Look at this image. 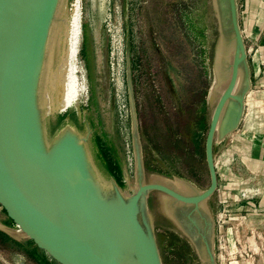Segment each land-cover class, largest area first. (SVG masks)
<instances>
[{
  "label": "rangeland",
  "instance_id": "rangeland-1",
  "mask_svg": "<svg viewBox=\"0 0 264 264\" xmlns=\"http://www.w3.org/2000/svg\"><path fill=\"white\" fill-rule=\"evenodd\" d=\"M59 1L50 34L74 2ZM81 5L78 59L87 99L78 112L67 110L52 122L44 118L46 143L70 129L84 140L99 191L110 197H130L137 180L129 68L143 182H149L153 166L165 174L186 175L194 165L202 167L206 175L205 137L224 89L219 82L213 93L209 92L219 35L213 0H81ZM236 6L249 84L243 93L241 120L231 133L216 140L213 156L232 144L233 135L240 140L238 131L246 130V120L253 131L264 120V0H236ZM96 137L103 139L109 155L106 148H112L117 177L100 160ZM256 152L258 157L252 156ZM237 164L228 166L230 175L220 173L222 180L213 196L215 264H264V143L253 147ZM112 166L116 169L113 161ZM242 175L255 176L249 185L258 191L256 197L236 200L243 188L237 184ZM138 220L142 221L140 215ZM11 222L1 209L0 224ZM9 237L0 236V264H69L29 238Z\"/></svg>",
  "mask_w": 264,
  "mask_h": 264
},
{
  "label": "water",
  "instance_id": "water-1",
  "mask_svg": "<svg viewBox=\"0 0 264 264\" xmlns=\"http://www.w3.org/2000/svg\"><path fill=\"white\" fill-rule=\"evenodd\" d=\"M59 0H0V207L23 238L55 252L69 264H161L145 205L144 183L130 70L127 86L132 115L137 186L127 198L103 195L95 182L84 140L66 128L46 143L40 108L45 51ZM218 38L213 58L212 94L224 89L210 119L204 152L210 186L217 188L213 162L216 140L238 126L249 84L246 52L236 0H213ZM229 46L231 51L229 50ZM220 81H219V80ZM138 215L142 221L138 220ZM0 231L10 235L0 224ZM211 264H215L214 257Z\"/></svg>",
  "mask_w": 264,
  "mask_h": 264
},
{
  "label": "flooded vegetation",
  "instance_id": "flooded-vegetation-1",
  "mask_svg": "<svg viewBox=\"0 0 264 264\" xmlns=\"http://www.w3.org/2000/svg\"><path fill=\"white\" fill-rule=\"evenodd\" d=\"M216 157L213 156L214 167ZM189 169L186 175H174L157 171L155 166L151 168L148 183L166 187L179 196L173 197L157 189L148 194L150 231L161 264H211L214 257L213 196L216 189L201 198L211 182L207 165L206 175L202 167L193 165Z\"/></svg>",
  "mask_w": 264,
  "mask_h": 264
},
{
  "label": "bare ground",
  "instance_id": "bare-ground-1",
  "mask_svg": "<svg viewBox=\"0 0 264 264\" xmlns=\"http://www.w3.org/2000/svg\"><path fill=\"white\" fill-rule=\"evenodd\" d=\"M81 6V0H74L67 12L54 24L48 39L41 77L40 108L44 118L51 122L55 120L57 114H63L67 110L78 112L79 107H81L80 104L87 99L84 71H82L78 59L81 34ZM260 121L258 129L253 131L251 122L246 120L244 123V129L246 130L239 131V139L255 140L257 146L262 145L264 143V134L262 132L264 120ZM250 153L251 150L242 154L238 153L234 156L236 158H232L230 163L228 162L227 164H233L238 167L237 163ZM228 166L225 167L223 159L216 158L215 169L218 174V182L222 180L220 173H226L227 171L229 175L231 174ZM243 174L245 175V171H243ZM238 178L237 184H242L243 186L239 197L244 199L245 197L242 195L248 193L253 196V186L249 184L254 181L255 176L244 178L242 175L241 178Z\"/></svg>",
  "mask_w": 264,
  "mask_h": 264
},
{
  "label": "crops",
  "instance_id": "crops-1",
  "mask_svg": "<svg viewBox=\"0 0 264 264\" xmlns=\"http://www.w3.org/2000/svg\"><path fill=\"white\" fill-rule=\"evenodd\" d=\"M261 17L264 20V14L263 13L261 14ZM263 26H264V22H263ZM248 33H250V32H248ZM262 132L264 134V129H263ZM238 135H240V132L239 131H238ZM252 144H254L255 146L252 145ZM253 147H258L256 145V143H255V140H245V139L243 140V138H242V140L241 139L238 140L237 139V135H233L232 144L230 142L227 145V148L224 149V150H221L220 151V154L216 158L223 159L224 160V165H225V167H227L228 165H230V164H227V163L228 162L230 163V161L232 160L231 157L237 155L238 153L242 154V153H245V151L252 150ZM98 155H99V158L102 161L103 165L106 167V160H105V157H104L101 149L98 150ZM257 155H258L257 152L256 153H252V156H254V157L255 156L258 157ZM252 189L254 190V195L253 196H250L249 193L248 194H243L242 196L245 197L244 199H242L239 196H237V199L236 200H249L251 198L256 197L257 194H258L257 193L258 191H256L255 187H252ZM241 191H242V189H241ZM3 225L5 226V224H3ZM21 238H23V237H21Z\"/></svg>",
  "mask_w": 264,
  "mask_h": 264
},
{
  "label": "trees",
  "instance_id": "trees-1",
  "mask_svg": "<svg viewBox=\"0 0 264 264\" xmlns=\"http://www.w3.org/2000/svg\"><path fill=\"white\" fill-rule=\"evenodd\" d=\"M95 140H96V142L98 144V147H100V149L102 150V153H103V155L105 157L106 167H107L108 171L111 173V175H113L114 177H117V171L116 170H117L118 167L116 165L117 163H116L115 156L112 153V148L109 147V146L106 148V151L109 150V152L111 153L109 155L108 152H105L104 144H102L103 139L100 138V137H96ZM112 161H113V163H115L116 169H115V167L113 168ZM0 236L3 237V238H11V237H9L8 234H6L3 231H0ZM41 262H44L43 259L41 260Z\"/></svg>",
  "mask_w": 264,
  "mask_h": 264
},
{
  "label": "built area",
  "instance_id": "built-area-1",
  "mask_svg": "<svg viewBox=\"0 0 264 264\" xmlns=\"http://www.w3.org/2000/svg\"><path fill=\"white\" fill-rule=\"evenodd\" d=\"M1 209L2 208L0 207V210ZM5 226L9 229V232H10L11 236L12 235L20 236V237L23 236L22 231H21L20 227L17 224H14V223L11 222V224L5 225Z\"/></svg>",
  "mask_w": 264,
  "mask_h": 264
}]
</instances>
